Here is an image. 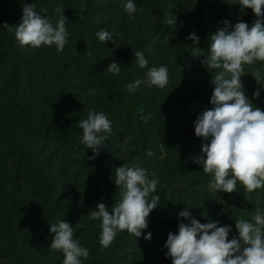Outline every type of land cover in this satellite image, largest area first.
<instances>
[{"label": "trees", "instance_id": "obj_1", "mask_svg": "<svg viewBox=\"0 0 264 264\" xmlns=\"http://www.w3.org/2000/svg\"><path fill=\"white\" fill-rule=\"evenodd\" d=\"M22 2L0 0V236L5 238L0 239L4 249L0 264L44 263L41 244L45 236L39 219L32 214L43 204L55 215L54 222L66 219L73 225L74 238L90 249L89 264H151L150 256L158 255L166 259L163 264H172L163 245L170 231H178V221L184 218L177 212L186 207L183 202L187 200L197 206L191 211L201 222L231 224L229 238L237 234L235 218L250 219L256 209L264 210V189L249 193L238 183L231 194L212 193L208 189L211 174L192 161L203 143V138L195 135L193 122L205 108L212 107L209 101L214 85L212 73L200 63L202 56H192L193 41L187 36L195 32L199 46L207 50L209 36L225 26V19L232 25L242 19L251 26L257 18L252 9L245 12L239 4L225 0H135L143 11L135 13L132 22L120 0H34L36 11L47 8L54 23L56 7L64 9L66 17L75 19L71 30L78 28L82 35H89V24L97 32L105 20L107 30L114 31L109 25L117 24L125 37L116 53L118 60L112 59L109 48L119 30L103 45L91 31V42L69 37L65 50L46 65L48 58L40 53L48 46L23 50L14 33L3 27L19 23ZM173 14L177 16L175 30L165 25ZM66 26L69 30L67 20ZM151 41L156 42L154 49ZM87 44L98 49L89 63L82 65ZM135 49L145 51L149 67L166 65L171 85L165 89L142 85L135 93L126 90L125 84L144 78L147 71L133 62ZM112 60L121 62L119 75L106 70ZM246 67V72H264V62ZM193 70L198 85H184L183 75L189 76ZM71 75L91 76L106 92L101 110L113 122V133L95 157L102 160L100 165L88 159L92 149L79 143L82 130L70 123L76 112L68 85ZM244 75L259 87L251 73ZM245 87L248 97L264 109V91L254 98L253 84ZM118 124L127 127L124 135L115 131ZM148 149L153 153L150 157ZM137 158L150 176L159 180L160 205L151 212L149 227L144 230L145 234L151 231L152 238H136L125 230L103 248L99 244L100 222L90 221L88 212L101 201L108 207L116 203L115 168L123 163L132 165ZM223 199H229L231 217L223 211ZM63 259V253L55 251L51 261L62 264Z\"/></svg>", "mask_w": 264, "mask_h": 264}, {"label": "clouds", "instance_id": "obj_2", "mask_svg": "<svg viewBox=\"0 0 264 264\" xmlns=\"http://www.w3.org/2000/svg\"><path fill=\"white\" fill-rule=\"evenodd\" d=\"M225 2L239 4L245 12L250 8L257 18L251 26L242 19L234 25L225 19V26L209 36L207 50L199 46L200 37L195 32L187 36L193 41L192 56H202L200 63L212 73L211 84L214 85L209 101L212 107L205 108L193 122L195 135L202 137L203 143L192 161L204 173L211 174L210 192L231 194L239 183L245 192L250 193L264 189V109L256 106L246 95L241 77L251 73L259 85L252 95L259 98L264 91V72L259 69L246 72L245 65L264 62V0ZM120 4L130 17L143 11L138 9L135 0H120ZM47 11V8H41L38 12L34 0L32 3L23 0L19 23L14 26L5 23L3 27L14 33L21 48L54 45L58 53L63 52L69 42L68 18L64 9L57 6L55 13L58 19L54 23ZM165 25L175 30L177 16H168ZM114 34L106 28L95 33L101 43L113 40ZM133 62L147 71L144 78L124 85L129 92H137L142 85L159 89L169 85L167 66L149 67L145 51L135 49ZM106 70L119 75L121 62L112 60ZM112 123L104 111L95 109H90L86 118L77 121V127L82 129L79 143L93 152L88 159H95L106 144L113 133ZM152 155V150L148 149L147 156ZM114 178L119 189L116 203L108 207L101 201L88 212L90 221L100 222V246L109 247L117 234L125 230L136 238L143 235L144 239L151 240L152 232L145 234L144 230L149 227L151 212L160 205L158 178L150 176L139 158L132 165L123 163L116 167ZM183 203L186 207L177 215L184 219L178 221L177 232L168 233L163 245L172 264H264V210L256 209L250 219L235 218L237 234L229 238L233 229L231 224L222 225L217 220L201 222L191 211L197 206L191 200ZM49 231L53 235L48 247L63 253L62 264H84L90 249L74 238V228L68 220L50 223Z\"/></svg>", "mask_w": 264, "mask_h": 264}, {"label": "rangeland", "instance_id": "obj_3", "mask_svg": "<svg viewBox=\"0 0 264 264\" xmlns=\"http://www.w3.org/2000/svg\"><path fill=\"white\" fill-rule=\"evenodd\" d=\"M127 16L133 22V16L130 17L128 14H127ZM67 18H68L67 24L69 27L68 31L70 33L69 37L72 38V40H75L76 38L79 37L83 40V42H91L92 38L90 37V35H91V31L93 33H96L95 26L90 25L89 22L88 23L86 22L87 24H89V28H90L89 35L88 34L82 35L81 32L79 30H77L78 28L71 30L73 24H75V19H73L74 17L68 16ZM87 26H86V29H87ZM106 26L107 25H106L105 20H104L102 28H106ZM117 26H118L117 24H112V26L109 25V27L112 28L114 31L119 30V32H116L117 35H116L114 44L112 43L111 48H109V50L111 51L110 53H113L112 59L116 58L118 60L120 58V56L116 53L118 50L121 49L120 47H123V45L121 46V44H123V42L121 43V41H123V39L125 37H124V33L121 32V29L117 28ZM124 29H126L125 26H124ZM109 31H111V30H109ZM114 31H112V32H114ZM155 39H156V37L154 36V40ZM116 41H118V43ZM126 42H127V40H126ZM151 42H153V44L150 46L152 49H154L156 42L155 41H151ZM101 44L103 45L104 43H101ZM87 45H88V49H87V52L84 53V60L81 63L82 65L88 64L89 63L88 59H90L91 57L92 58L94 57L93 51L98 49L97 47H96V49H91V46L89 48V44H87ZM29 49L34 50L31 47ZM23 50H27V47L23 48ZM45 50L46 51H43L40 54H42L46 58H48V61L46 63V65H48L50 62L52 63L54 60H56L55 57L57 56L58 52L56 51L54 45L46 47ZM54 55H55V57H54ZM56 58H58V57H56ZM132 60L134 61V59H132ZM247 67L245 68L246 71H248ZM183 76H184L183 80L186 81L184 85H189V84L191 85L192 84L194 87L198 85V83L194 79V78H196V72L194 70L191 71L189 76H186V75H183ZM190 76L193 78V80L190 78ZM92 79L93 78L91 76L79 77L77 75H71L68 79V85H69V88L71 89L73 100L75 101L74 108L76 110V112L74 113L75 118H73L72 120L70 119V123L73 124L75 127H77V121L79 119H83V117L84 118L87 117V113L90 109L102 111L100 101L102 100V98L106 97V92L101 87H99V85H97L94 81H92ZM241 79L245 85H248V84L252 85L253 84V86L255 88H257V86L254 84V81L249 79L247 76L243 75L241 77ZM175 84L178 85L176 83V81H175ZM169 85H171L170 78H169ZM247 91L249 92V90H247ZM247 91H246V95L248 96ZM77 128L80 129L79 127H77ZM80 130H82V129H80ZM115 131L120 132L121 134L124 135V133H126V131H127V127L122 126V125L120 126V124H118L115 126ZM127 140H128V138L125 139V141H127ZM118 142H122V140H118L117 143ZM165 157H166V153H164V155L162 156V159ZM94 161L95 162L93 163V165H100L102 162V160H100V159H95ZM90 166H92V165H90ZM222 201H224L222 203L223 209H224L223 211L226 212L229 217H231L232 216L231 211L229 208H227V204L229 203V199H223ZM32 214L36 215V217L39 219L40 229L45 236V240L41 244V246H43L41 249V252H42V255L45 257L43 264H45V263L54 264L51 260H52V255L55 251L51 250V249H50L51 253L48 251V244H50L53 234L49 231V229H46V228L48 225H50V223L55 221L56 217L53 214V212H49L48 204L40 205L34 211H32ZM0 239H5V238L0 236ZM44 243H46V244H44ZM3 251H4V249H2L1 245H0V255L2 256V259H3ZM158 256L159 257L150 256L151 264H158V263L163 264V261L166 259H164L160 255H158ZM90 257H91V254H89L88 259L84 261V264H89ZM164 264H166V263H164Z\"/></svg>", "mask_w": 264, "mask_h": 264}]
</instances>
